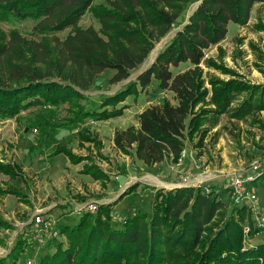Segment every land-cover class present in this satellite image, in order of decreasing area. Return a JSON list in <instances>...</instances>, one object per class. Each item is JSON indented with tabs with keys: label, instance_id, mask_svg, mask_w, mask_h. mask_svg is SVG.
<instances>
[{
	"label": "trees",
	"instance_id": "1",
	"mask_svg": "<svg viewBox=\"0 0 264 264\" xmlns=\"http://www.w3.org/2000/svg\"><path fill=\"white\" fill-rule=\"evenodd\" d=\"M190 1L0 0V23L35 22L31 38L17 30L7 34L0 30V120L17 118L30 106L49 110L64 106L67 118L61 128H76L87 119L107 121L121 117L127 108L123 103L156 80L160 90L173 94L176 104L165 100L149 106L138 115L137 126L118 130L113 137L118 151L146 167L164 160L178 165L186 140L202 148L225 114L238 121L251 117V123L264 130L257 117L264 111V87L244 82L219 57L205 58L208 49L225 39L229 24L245 26L253 6L264 0H198L181 29L134 81L102 98L97 108L87 109L82 103L86 97L81 92L91 89L104 73L113 72L107 80L111 85L129 79L170 33ZM87 14L97 29L80 25ZM255 28L264 32V23ZM66 30L65 38L56 36ZM185 63L192 67L172 73L171 68ZM204 67L230 79L206 73ZM239 97L238 107L231 108ZM77 134L79 146L89 144L99 151V142L86 129ZM89 153L76 155L57 145L50 156L63 154L70 164H82L80 173L104 186L109 178ZM18 170L0 163V175L10 179L22 176ZM263 176L264 172L258 178ZM220 194L210 186L159 189L150 213L127 214L119 226L112 215L117 203L98 205L73 225L54 226L56 236L47 239L54 251L42 255L37 264H264V242L245 247V239L260 232L250 211L232 203L228 212ZM6 195L22 196L0 187V196ZM245 224L250 227L247 235ZM0 228H8L2 219ZM30 247L20 236L0 264H18Z\"/></svg>",
	"mask_w": 264,
	"mask_h": 264
},
{
	"label": "rangeland",
	"instance_id": "2",
	"mask_svg": "<svg viewBox=\"0 0 264 264\" xmlns=\"http://www.w3.org/2000/svg\"><path fill=\"white\" fill-rule=\"evenodd\" d=\"M101 1L95 0L96 3ZM198 4V0L188 3L170 33L155 46L129 79L111 85L107 80L113 72L108 71L96 80L91 89L80 91L86 97L82 102L86 108H97L102 98L123 89L145 71ZM259 22L264 23V3L253 6L245 26L229 24L225 39L208 49L205 58L219 57L244 82L264 87V32H258L255 28ZM34 25L35 22L30 20L0 23V30L6 34L17 30L31 38L34 37ZM80 25H92L96 29L99 27L88 14L81 19ZM68 31L56 36L63 39ZM191 67L185 63L171 68V71L176 74ZM204 71L224 80L230 79L229 75L205 67ZM157 84L153 80L137 97H129L123 103L127 108L121 117L107 121L87 119L73 129L59 126L67 118L64 106L56 110L47 109L49 106H30L22 110L17 118L0 120V163L14 165L22 174L15 179L0 175V187L20 191L22 195L20 199L12 195L0 196V219L8 224V228H0V258L7 255L20 236L33 237L31 230L36 216H47L53 227L73 225L85 211H89L90 206L97 209L98 205L117 203L112 208V215L115 224L119 226L127 214L138 211L150 213L153 194L159 189L171 191L182 187H215L221 193L224 207L230 211L232 202L228 192H225L230 178L254 176L252 167L255 165L258 171H264V130L253 125L251 117L238 121L225 114L219 117L217 125L207 134L202 148H195L192 142L186 140L178 165L164 160L160 164L146 167L142 162L118 151L113 137L118 130L137 126L138 115L149 106L162 104L165 100L176 104L173 94L160 90ZM241 100V97L235 100L231 108L238 107ZM257 115L264 123V111ZM81 128L96 138L100 144L99 151L92 149L89 144L79 146L77 133ZM57 145L65 146L76 155L84 156L90 152L109 180L102 186L80 173L82 164H70L63 154L50 156ZM251 188L264 211V176L257 178ZM124 192L127 194L117 202ZM49 237L47 235L41 243L35 240L21 255L18 264H27L28 261L37 264L42 255L53 252V243L47 240ZM60 239L63 241V237ZM263 242L264 235L259 233L252 239L246 238L245 247H255Z\"/></svg>",
	"mask_w": 264,
	"mask_h": 264
},
{
	"label": "built area",
	"instance_id": "3",
	"mask_svg": "<svg viewBox=\"0 0 264 264\" xmlns=\"http://www.w3.org/2000/svg\"><path fill=\"white\" fill-rule=\"evenodd\" d=\"M254 176L246 175L242 176H233L229 180V197L232 203L236 206H244L251 213L252 224L264 235V211L260 205V201L256 196V193L252 190V182L255 181L264 171H258L259 168L257 165L252 167ZM96 209L95 206H90L89 211L94 212ZM33 228L31 233L33 237L27 236V242L30 245L34 244L35 240L41 243V240L46 238L47 235L53 237L56 236L55 231H51L52 225L49 222L47 216H36L33 221ZM250 227L246 224L244 226V234L247 235ZM52 232V233H51ZM48 233V234H47ZM258 235V234H257ZM27 264H35L31 261H28Z\"/></svg>",
	"mask_w": 264,
	"mask_h": 264
},
{
	"label": "crops",
	"instance_id": "4",
	"mask_svg": "<svg viewBox=\"0 0 264 264\" xmlns=\"http://www.w3.org/2000/svg\"><path fill=\"white\" fill-rule=\"evenodd\" d=\"M88 177V176H87Z\"/></svg>",
	"mask_w": 264,
	"mask_h": 264
}]
</instances>
